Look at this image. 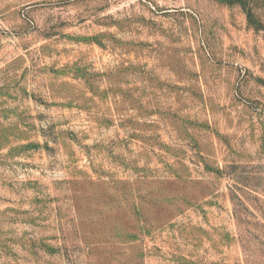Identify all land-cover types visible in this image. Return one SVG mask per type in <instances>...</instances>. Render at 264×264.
<instances>
[{"label":"rangeland","instance_id":"1","mask_svg":"<svg viewBox=\"0 0 264 264\" xmlns=\"http://www.w3.org/2000/svg\"><path fill=\"white\" fill-rule=\"evenodd\" d=\"M0 264H264V0H0Z\"/></svg>","mask_w":264,"mask_h":264}]
</instances>
